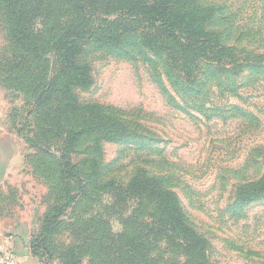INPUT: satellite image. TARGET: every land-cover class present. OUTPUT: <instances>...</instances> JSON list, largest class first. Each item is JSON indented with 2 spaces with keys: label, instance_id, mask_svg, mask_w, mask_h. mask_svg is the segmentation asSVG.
<instances>
[{
  "label": "rangeland",
  "instance_id": "obj_1",
  "mask_svg": "<svg viewBox=\"0 0 264 264\" xmlns=\"http://www.w3.org/2000/svg\"><path fill=\"white\" fill-rule=\"evenodd\" d=\"M73 1H27L40 10L32 29L39 37L34 57L13 44L0 13V120L18 147L12 160L21 169L12 168L13 177L26 179L22 189L12 186L3 211L18 204L34 234L67 191L77 197L57 230L43 239L39 264H132L134 256L138 264H187L192 251L184 248L182 237L165 232L152 200L126 192L136 168L157 173L163 159L175 175L172 189L189 225L208 243L209 262L264 264V201L234 206L235 189L264 172V0H203L217 12L209 29L222 33L228 47L248 51L263 63L229 76L215 75L207 66L190 94L170 83L164 55L151 54L150 62L87 45L83 61L91 68L93 85L76 91L80 102L112 108L134 128L139 122L142 134L136 141L101 143V183L117 182L121 194L100 192L85 179V155H74L82 175H66L60 156L70 144L66 129L77 122L60 110L55 96L57 103L40 106L34 99V89L58 68L53 40L79 22ZM107 18L116 16L102 14L99 20ZM38 135L42 150L25 139ZM142 236L146 245L134 251Z\"/></svg>",
  "mask_w": 264,
  "mask_h": 264
},
{
  "label": "trees",
  "instance_id": "obj_2",
  "mask_svg": "<svg viewBox=\"0 0 264 264\" xmlns=\"http://www.w3.org/2000/svg\"><path fill=\"white\" fill-rule=\"evenodd\" d=\"M27 1L0 0V13L13 44L23 53L34 57L39 52V37L32 29L40 10ZM72 4L79 22L63 29L53 40L58 68L48 80L34 89V99L40 106L45 102L57 103L53 99L55 96L59 99L60 110L76 120L75 126L66 129V141L70 144L60 158L68 168L67 176H80L83 170L85 179L98 187L96 189L100 192L115 189L112 191H116V194L124 193L116 189L115 181L101 183V143L136 141L142 138V134L137 129L139 122H135L134 128L130 121L115 114L112 108L80 102L76 91L89 89L93 85L91 68L83 61L88 44L118 52L128 59L143 57L150 61L151 54L155 58L164 55L168 80L178 91L189 94L193 93V86L199 84L200 73L207 66L213 68L215 75L229 76L247 69L257 70L263 63L260 57L248 51L228 47L222 33L209 29L217 12L213 6L205 5L203 0H74ZM102 14L116 18L101 22L99 18ZM40 136L25 139L33 148L42 150ZM78 153L86 156L82 170L74 161V155ZM158 166L164 173L136 168L126 192L152 200L161 211L159 220L167 228L165 232L182 237L186 243L184 248L192 251L187 264H212L207 256V241L189 225L180 199L172 189L175 175L166 170L164 159L159 160ZM76 198L67 191L65 201L62 204L56 202L45 213L39 232L32 234L30 247L35 258H39L44 250L43 239L57 230L61 217ZM261 201H264V172L257 180L235 189L234 206L242 209ZM156 228L154 226L152 231ZM136 240L134 251L146 245L145 237ZM135 260L134 256L132 264H138Z\"/></svg>",
  "mask_w": 264,
  "mask_h": 264
},
{
  "label": "crops",
  "instance_id": "obj_3",
  "mask_svg": "<svg viewBox=\"0 0 264 264\" xmlns=\"http://www.w3.org/2000/svg\"><path fill=\"white\" fill-rule=\"evenodd\" d=\"M17 148L15 139L5 128L4 122L0 120V244L12 250L21 264H39L31 252L34 228L29 216L16 210L19 209L18 204L11 207L9 212L3 211L4 202L8 204V200H11L9 197L12 195L10 194L12 186L21 188L22 181H26L25 178L13 177L12 168L21 169L20 164L15 162ZM14 190L16 191V188Z\"/></svg>",
  "mask_w": 264,
  "mask_h": 264
},
{
  "label": "built area",
  "instance_id": "obj_4",
  "mask_svg": "<svg viewBox=\"0 0 264 264\" xmlns=\"http://www.w3.org/2000/svg\"><path fill=\"white\" fill-rule=\"evenodd\" d=\"M0 264H21L15 253L5 245L0 244Z\"/></svg>",
  "mask_w": 264,
  "mask_h": 264
}]
</instances>
